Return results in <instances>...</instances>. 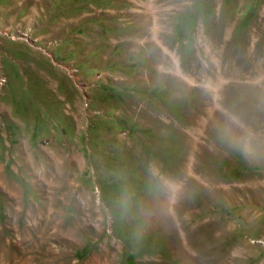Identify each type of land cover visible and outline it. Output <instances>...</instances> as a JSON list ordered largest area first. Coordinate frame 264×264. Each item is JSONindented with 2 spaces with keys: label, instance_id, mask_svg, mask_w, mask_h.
Returning <instances> with one entry per match:
<instances>
[{
  "label": "rangeland",
  "instance_id": "rangeland-1",
  "mask_svg": "<svg viewBox=\"0 0 264 264\" xmlns=\"http://www.w3.org/2000/svg\"><path fill=\"white\" fill-rule=\"evenodd\" d=\"M0 264H264V0H0Z\"/></svg>",
  "mask_w": 264,
  "mask_h": 264
}]
</instances>
